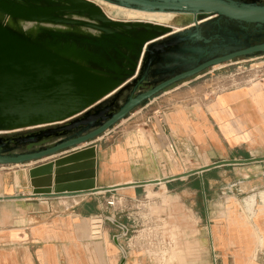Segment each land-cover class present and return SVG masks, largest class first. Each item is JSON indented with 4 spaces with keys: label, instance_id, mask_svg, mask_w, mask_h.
<instances>
[{
    "label": "water",
    "instance_id": "1",
    "mask_svg": "<svg viewBox=\"0 0 264 264\" xmlns=\"http://www.w3.org/2000/svg\"><path fill=\"white\" fill-rule=\"evenodd\" d=\"M165 22L113 19L91 0H0V167L24 166L84 147L29 169L31 197L53 199L165 184L221 166L222 160L161 180L96 186V145L89 146L168 89L238 58L264 55V45L237 50L230 33L201 31L203 17L264 23V6L245 0H103ZM174 18L177 20L175 21ZM210 48L195 45L209 44ZM229 46H232L230 49ZM225 51H221V49ZM149 88L145 89L144 88ZM22 197H0L11 200ZM113 237L120 243L128 228Z\"/></svg>",
    "mask_w": 264,
    "mask_h": 264
},
{
    "label": "crops",
    "instance_id": "2",
    "mask_svg": "<svg viewBox=\"0 0 264 264\" xmlns=\"http://www.w3.org/2000/svg\"><path fill=\"white\" fill-rule=\"evenodd\" d=\"M133 136L128 133V141L123 146L103 145L102 137L89 145L97 147L96 186L161 180L222 160L264 157V78L246 87L223 91L209 100L204 108L192 106L182 112L168 113L160 124L152 126L148 134L138 132L136 137ZM172 145L177 146V151L171 150ZM82 148L24 166L0 169V197L23 196L0 200V264H121L123 257L113 242V229H106V235L94 236L98 233H93L92 220L110 209L109 197L121 192L140 198L147 191L151 193L156 189L171 197L176 190L172 189L176 181L195 176L201 179L204 187L208 185L205 180L207 173L230 167L221 166L202 175L165 184L130 186L95 195L53 199L31 197L29 169ZM177 154L189 158L185 163L195 167L185 166L177 172ZM261 163L264 162L246 165ZM253 196L257 206L253 209L254 260L262 255L258 250L262 251L261 247H264L259 243H264V190ZM152 209L159 213H185V219L193 221V206L166 204ZM166 219H170L172 225L178 217L170 215ZM216 236L219 240L222 237ZM140 240L135 237L120 242L127 252L124 264H163L167 260L160 252L148 253L144 248L145 242ZM174 259L180 261L179 264L183 261L188 264L186 249ZM189 260L192 261L193 256Z\"/></svg>",
    "mask_w": 264,
    "mask_h": 264
},
{
    "label": "rangeland",
    "instance_id": "3",
    "mask_svg": "<svg viewBox=\"0 0 264 264\" xmlns=\"http://www.w3.org/2000/svg\"><path fill=\"white\" fill-rule=\"evenodd\" d=\"M106 9L113 18L125 19L118 16L121 9L110 5H106ZM167 20L169 17H164V20L153 18L151 21ZM262 78L264 55L238 58L210 68L194 79L173 86L145 107L135 109L128 119L103 135L101 143L109 147L123 146L128 141V133L133 134V138L138 132L148 134L152 126L160 124L168 113L182 112L192 106L204 108L217 94L252 85ZM176 147L172 145L171 150L177 151ZM175 159L177 172L185 166L195 167L185 163L189 160L185 156L177 154ZM205 180L208 185L204 187L201 186V179L195 176L176 181L172 185L176 192L173 191L171 197L165 196L159 189L151 193L147 191L140 198L121 192L109 197L113 206L101 218L92 220L93 233H98L94 236L106 235V229L110 228L113 229L112 235L121 234L119 228L105 220V217H112L127 226L128 234L124 239L141 238L148 253L160 252L165 256L167 260L163 264H179L180 261L174 258L185 249L188 264H264V247H261L262 251L258 250V254L262 253L258 255L260 258L253 260V209L257 208L253 195L264 190V163L216 169L207 173ZM166 204L193 206V221L186 220L185 213H159L152 209L153 206ZM170 215L178 217L172 225L170 219H166ZM216 234L222 235L220 240ZM191 256L192 261L189 260Z\"/></svg>",
    "mask_w": 264,
    "mask_h": 264
},
{
    "label": "flooded vegetation",
    "instance_id": "4",
    "mask_svg": "<svg viewBox=\"0 0 264 264\" xmlns=\"http://www.w3.org/2000/svg\"><path fill=\"white\" fill-rule=\"evenodd\" d=\"M241 1V0H237ZM247 4L262 5L264 6V0H245ZM208 23L207 27H204L201 31V35L204 39H208L210 35H217L222 33H230L233 38L232 41H236L237 50H246L250 47H256L264 45V23H240L236 21L228 20L224 17H203L199 24ZM220 42L218 39L212 40L209 44L203 42H197L195 45L203 47H211L217 45ZM232 46H229L230 49ZM221 51H225L221 49ZM253 56H260L255 54ZM149 89V88H144Z\"/></svg>",
    "mask_w": 264,
    "mask_h": 264
},
{
    "label": "bare ground",
    "instance_id": "5",
    "mask_svg": "<svg viewBox=\"0 0 264 264\" xmlns=\"http://www.w3.org/2000/svg\"><path fill=\"white\" fill-rule=\"evenodd\" d=\"M91 1H93L97 5H99L103 9V11L111 18H113V16L106 11L107 10L106 5H110V6L121 9L120 13H118V16H123L127 20L151 21L153 18L164 20V17H167V15H165V14L147 13V12H143V11H139V10L128 9V8H124V7H121L118 5H113V4L107 3L103 0H91ZM118 16H116V17H118ZM113 19H116V18H113Z\"/></svg>",
    "mask_w": 264,
    "mask_h": 264
},
{
    "label": "built area",
    "instance_id": "6",
    "mask_svg": "<svg viewBox=\"0 0 264 264\" xmlns=\"http://www.w3.org/2000/svg\"><path fill=\"white\" fill-rule=\"evenodd\" d=\"M108 204L111 205V206H113V202H111V201H109ZM101 217H102V216H101ZM101 217H100V218H101Z\"/></svg>",
    "mask_w": 264,
    "mask_h": 264
}]
</instances>
